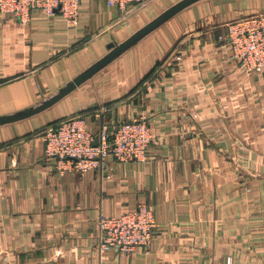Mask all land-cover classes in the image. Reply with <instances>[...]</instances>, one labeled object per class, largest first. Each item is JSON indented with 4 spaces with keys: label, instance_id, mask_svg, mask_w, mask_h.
<instances>
[{
    "label": "crops",
    "instance_id": "obj_1",
    "mask_svg": "<svg viewBox=\"0 0 264 264\" xmlns=\"http://www.w3.org/2000/svg\"><path fill=\"white\" fill-rule=\"evenodd\" d=\"M179 0L126 9L81 0L80 18L0 12V116L56 94ZM264 0H198L51 107L0 125V264H264V69L250 73L221 36ZM83 114L96 136L146 118L144 160L61 175L42 130ZM147 203L148 250H98L97 223Z\"/></svg>",
    "mask_w": 264,
    "mask_h": 264
},
{
    "label": "built area",
    "instance_id": "obj_2",
    "mask_svg": "<svg viewBox=\"0 0 264 264\" xmlns=\"http://www.w3.org/2000/svg\"><path fill=\"white\" fill-rule=\"evenodd\" d=\"M106 1L109 6L126 9L145 0ZM80 5L81 0H0V12L21 22H29L34 11L41 10L47 15L58 12L77 23ZM221 38L229 44L231 57L248 72L264 69V12L231 20ZM41 134L45 155L54 161L61 175L103 167L108 155H113L118 162L144 160L154 139L153 128L146 118L121 121L112 129L103 128L96 136L88 129L83 114L48 125ZM159 227L160 223L147 203H140L118 215L102 214L97 223L98 250L101 256L109 251L129 255L137 248L148 250Z\"/></svg>",
    "mask_w": 264,
    "mask_h": 264
},
{
    "label": "water",
    "instance_id": "obj_3",
    "mask_svg": "<svg viewBox=\"0 0 264 264\" xmlns=\"http://www.w3.org/2000/svg\"><path fill=\"white\" fill-rule=\"evenodd\" d=\"M196 1H198V0H179L175 4L171 5L166 10H164L162 13H160L157 17H155L153 20H151L146 25H144L139 30H137L135 33H133L129 38H127L122 43L110 44L109 47L111 49L107 54H105L102 58L97 60L95 63H93L87 69H85L82 73H80L72 81H70L68 84H66L64 87H62L53 96H51L47 99H44L42 102H40L37 105L28 107L26 109H23L21 111L14 113V114L0 116V125L10 123V122H15V121L30 117L32 115L40 113V112L44 111L45 109L51 107L52 105L57 103L59 100H61L63 97H65L67 94H69L72 90H74L77 86H79L84 81L89 79L97 71L102 69L104 66H106L108 63H110L112 60H114L122 52H124L129 47H131L136 42H138L146 34H148L152 30H154L155 28L160 26L162 23H164L165 21L170 19L172 16L177 14L179 11H181L182 9H184L185 7L191 5L192 3L196 2ZM97 142L98 141L96 140L95 143H97Z\"/></svg>",
    "mask_w": 264,
    "mask_h": 264
}]
</instances>
